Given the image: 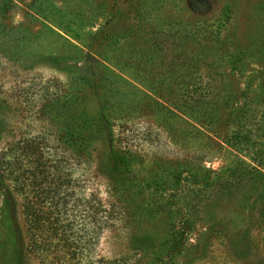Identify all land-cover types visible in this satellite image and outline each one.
Instances as JSON below:
<instances>
[{
	"label": "rangeland",
	"instance_id": "374dc122",
	"mask_svg": "<svg viewBox=\"0 0 264 264\" xmlns=\"http://www.w3.org/2000/svg\"><path fill=\"white\" fill-rule=\"evenodd\" d=\"M38 150L109 213L58 264H264V0H0V156ZM21 201L0 264H46Z\"/></svg>",
	"mask_w": 264,
	"mask_h": 264
},
{
	"label": "trees",
	"instance_id": "16d2710c",
	"mask_svg": "<svg viewBox=\"0 0 264 264\" xmlns=\"http://www.w3.org/2000/svg\"><path fill=\"white\" fill-rule=\"evenodd\" d=\"M94 54L98 56V53ZM90 58V63L92 62L94 65L91 64L92 73L89 75L96 76V72L101 73L103 71L102 63L98 58ZM99 95H97L96 88H94L95 98L99 97ZM101 114L103 115V113ZM31 145L27 147L26 152L30 151L32 153L36 149L35 143L31 142ZM13 155L11 154L10 158H8V154L0 156V187L3 191L9 193L10 196L15 194L22 197L21 211L30 250L34 253L40 252L41 256L45 257L43 261L46 264H58L61 256L55 254L53 250L57 248V252L61 251L60 253L67 254L66 250L72 246L71 239L74 236V226L71 223L63 224L65 221L63 215L75 214L77 216L80 206L83 205L85 212L82 211V213H85V220L102 221L107 224L110 220L109 213L102 208V201L96 196L87 199L75 198V193L73 191L71 193L70 187L64 184L62 178L57 176L56 171L50 175V167H43L42 161L44 159L40 156L39 150L32 154V158L35 161L34 167L28 160L24 159L25 156L22 153ZM110 163L113 168L112 173L118 172L121 160L117 157H112ZM22 168L24 169L22 170ZM22 180H29V185L22 183ZM7 181L15 183L12 191L6 187ZM62 189H65L67 193L62 195ZM25 190L28 191L25 193ZM49 203L51 210H45V205ZM60 208L66 210L64 211L63 209L61 211ZM92 209L95 212H91L90 210ZM53 242H57L56 245Z\"/></svg>",
	"mask_w": 264,
	"mask_h": 264
}]
</instances>
